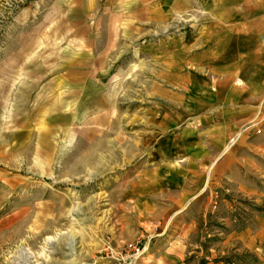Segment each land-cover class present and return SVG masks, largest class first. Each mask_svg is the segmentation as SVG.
Here are the masks:
<instances>
[{
  "label": "rangeland",
  "instance_id": "374dc122",
  "mask_svg": "<svg viewBox=\"0 0 264 264\" xmlns=\"http://www.w3.org/2000/svg\"><path fill=\"white\" fill-rule=\"evenodd\" d=\"M58 1L0 0V264H121L133 249L141 264L152 224L174 214L192 221V264H259L242 235L260 229L264 202L236 187L228 155L264 123V0H166L171 14L136 30L124 12L122 29L99 27L101 44H120L113 62L71 104L59 89L61 108L54 43L63 75L69 39L114 18L109 0L77 19ZM63 22L74 27L53 36Z\"/></svg>",
  "mask_w": 264,
  "mask_h": 264
},
{
  "label": "crops",
  "instance_id": "0c3cea01",
  "mask_svg": "<svg viewBox=\"0 0 264 264\" xmlns=\"http://www.w3.org/2000/svg\"><path fill=\"white\" fill-rule=\"evenodd\" d=\"M56 5L59 6L57 9H61L62 7L69 8L67 13L69 16L75 17L76 19L89 14L93 9L91 0H60ZM170 5L171 3L164 0V2L156 1L155 4H152V7L146 8L144 7L142 0H109L106 3V6H104V14H111L110 17L112 18L109 19L114 18V21L106 22L105 24L101 21L96 27L97 33L88 35V40L86 39L83 41V39L82 41H79L78 39H69V43L66 46V49H64L68 52L69 58L66 60L64 59L66 65H64L63 75L60 73L62 64L59 62L61 61V44L60 42L54 43V46H58V48L53 50V68H57L58 70V74H56L58 75L56 76L58 77V82L54 77L52 81V94L54 96L57 95L56 100L53 101L57 108H61L63 106L61 103H64L67 99L71 104V95L81 92V90H76V87L86 86V78L91 77L93 70L97 68L103 69V67L106 64H110L112 59L117 55L120 44L117 40L108 42L106 45L103 43L101 44L98 40L101 35L99 33V27L102 29L104 28V30L107 31H110L111 29L116 31L122 29V22H119L118 19L122 18L124 12H127L126 15L129 16L128 19H130V24L126 25V27L129 28L128 30H136L139 27L138 23L142 21V16L146 17L147 15L148 18L149 15L154 20L156 17L157 20L170 15L173 11V6ZM62 24H54L56 26H53V36L58 33L59 37L62 30L64 31L74 27L73 24H68L66 22H63ZM116 36L117 33L113 37ZM61 79L64 80L61 81ZM59 89H64L63 93H65V96L68 94V97L65 98L64 102L61 101V93L58 92ZM84 92L86 93V91ZM234 116H236V114ZM247 116H249V114H246L243 118H231L228 124V132L236 133V131L240 129L239 127L250 119ZM220 121L221 120L217 122L218 125L216 124L218 127L215 125L216 122H213V125L215 126L214 129H221L222 125ZM202 124L209 123L208 121H202L200 125ZM250 132L251 131H249L248 136L246 135L240 138L241 141H243L238 151H236V146L232 147V149L230 148L228 155L229 165L233 166L232 173L235 176L238 175V178L230 180L234 181L236 187L239 186L240 189H244L246 193L250 192L252 195H259L261 201L264 202V123L261 125L260 135L255 136V133L252 134ZM163 152L164 154L170 153L167 150ZM217 153L219 154H216L215 159L216 162L218 161L217 167L218 170H220L221 167L224 166L223 164L226 162L227 158L224 156L221 160L220 150H218ZM233 153L235 156L232 155ZM213 156H215V154H213ZM240 167L244 168L246 177L250 174L254 176V179L257 178L259 180V187L254 183L253 178L252 180L242 178V170ZM201 190L202 193L203 189ZM143 206L145 208H139L138 210L140 212L139 216H142L144 218L143 220L152 221L149 218V216H151V213L149 212L151 209L150 201L145 202ZM171 206L177 207L178 204H173ZM184 216L185 215L179 216V214H174L168 218L167 224L163 227H161L160 222L156 226L152 224L153 229L151 230L153 231L152 236H154V240L147 248L141 264H192L191 238L194 234V230L192 221L189 220L188 222H185ZM158 227L160 230L157 229ZM242 237L248 251L259 259V264H264V214L260 218V229H246ZM207 264H210V261H208Z\"/></svg>",
  "mask_w": 264,
  "mask_h": 264
},
{
  "label": "built area",
  "instance_id": "2783aa9c",
  "mask_svg": "<svg viewBox=\"0 0 264 264\" xmlns=\"http://www.w3.org/2000/svg\"><path fill=\"white\" fill-rule=\"evenodd\" d=\"M120 255V259L118 262H121V264H133L134 260H137L138 257L141 255L140 250L139 249H133V252H126L123 256L122 254ZM123 261V262H122Z\"/></svg>",
  "mask_w": 264,
  "mask_h": 264
}]
</instances>
